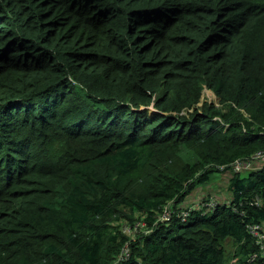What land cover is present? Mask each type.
Instances as JSON below:
<instances>
[{
  "label": "trees",
  "instance_id": "16d2710c",
  "mask_svg": "<svg viewBox=\"0 0 264 264\" xmlns=\"http://www.w3.org/2000/svg\"><path fill=\"white\" fill-rule=\"evenodd\" d=\"M261 151L264 0H0V264H264V167L158 220Z\"/></svg>",
  "mask_w": 264,
  "mask_h": 264
},
{
  "label": "clouds",
  "instance_id": "9594fccd",
  "mask_svg": "<svg viewBox=\"0 0 264 264\" xmlns=\"http://www.w3.org/2000/svg\"><path fill=\"white\" fill-rule=\"evenodd\" d=\"M204 88V87H203ZM206 88V87H205ZM208 89V88H207ZM210 90V89H209ZM212 92V91H211ZM213 93V92H212ZM202 94V93H201ZM213 95H215L214 93H213ZM216 101L218 102V98L216 97ZM204 102H208V101H204ZM210 102V101H209ZM203 103V100L201 99V97H200V101L198 102V104H197V106H200L201 104ZM213 103V102H212ZM215 104V103H214ZM215 105H218V103L217 104H215ZM261 152H264V151H261ZM253 156V155H252ZM251 156V157H252ZM248 162L249 163H247V164H244L243 165V167H242V169L240 170V171H234L233 169H232V166H231V164H229V167H226V166H224V167H221L220 166V168L218 169L219 171V173H221V172H225V171H227V170H229L230 171V173H231V175H232V173H234V172H238V173H240L241 174V172L243 171V169L245 168V167H247V166H250V165H252V164H254V163H256V164H258V165H260L262 168L264 167V161H256V160H253V159H251V160H248ZM261 168V169H262ZM230 178V177H229ZM191 193V192H190ZM190 193H188L187 194V196L190 194ZM187 196H186V198H187ZM255 197H258L259 199H260V203L259 204H261L262 202H263V199H261L260 198V196H258V195H255L253 198H255ZM186 198L183 200V202L182 203H180V205H179V209L178 210H175V211H169V210H167V208H165V210L163 211V214H162V216L158 219L159 220V222H161L162 224H167V223H169L170 221H171V219H172V216H175L176 218H178L180 221H186L187 220V218H188V216H189V211H190V209H192V208H202V207H196V206H194V204H196L197 202H200V201H208V200H210V199H213V200H215V202H216V205L217 204H221L222 202H223V204H226L227 206H233L234 204L233 203H231V201H232V199L230 200V201H228V200H225V201H220V200H217V199H215L214 197H207V198H200V199H198L197 201H195V202H192V203H187V202H184L185 200H186ZM252 198V199H253ZM248 201V200H247ZM258 204V205H259ZM236 206V205H235ZM238 207V206H237ZM205 208V207H204ZM232 208V207H231ZM239 208V207H238ZM206 209H208V208H206ZM239 209H241V208H239ZM166 211H168V212H170V217L168 218V219H163V215H164V213L166 212ZM234 211V210H233ZM182 212H187L188 214H187V216H185V217H183V215H182ZM263 225V224H262ZM264 226V225H263ZM136 229H140L141 230V232H143V233H145V234H148L150 231H151V229L149 228V227H145V224H143V223H141V222H136L135 224H134V227H133V229H131L130 231H125V227H124V233L126 234V236L128 237V239H127V241H126V243L123 245V247H122V249H121V251H120V253L118 254V256H117V258H116V260L114 261V264H119V263H124L127 259H128V256H129V247H130V244L132 243V242H134L136 239H137V237H135L134 235H135V230ZM264 258V257H263ZM249 261H251L250 259H249Z\"/></svg>",
  "mask_w": 264,
  "mask_h": 264
},
{
  "label": "built area",
  "instance_id": "2783aa9c",
  "mask_svg": "<svg viewBox=\"0 0 264 264\" xmlns=\"http://www.w3.org/2000/svg\"><path fill=\"white\" fill-rule=\"evenodd\" d=\"M251 159L256 160V161H264V152H258L256 154H254L251 157ZM247 163H249V162L245 161L244 163H242V160H236L231 164V166H232V169L234 171H240L242 169L243 165L247 164ZM221 167H224V166H221ZM259 203H260V199L258 197L251 199L249 202L250 205H252V204L257 205ZM215 205H216V202L213 199H210L208 201H200V202H197L196 204H194V206H196V207L200 206V207H205L208 209L214 208ZM231 207L234 211L240 210L235 205H233ZM240 213L243 214L244 212L240 211ZM187 214H188L187 212H182L183 217L187 216ZM169 217H170V212L166 211L163 215V219H168ZM247 228H248L250 234L253 236L254 241H255L258 249H259L261 256L264 257V226L261 223H248ZM255 256L256 255H253L252 259H250V260H253Z\"/></svg>",
  "mask_w": 264,
  "mask_h": 264
},
{
  "label": "crops",
  "instance_id": "0c3cea01",
  "mask_svg": "<svg viewBox=\"0 0 264 264\" xmlns=\"http://www.w3.org/2000/svg\"><path fill=\"white\" fill-rule=\"evenodd\" d=\"M261 168L262 167L260 165L254 163L250 166L245 167L243 169V171L241 172V174L243 176H247L249 172L260 170ZM225 173H224V175H227L228 177L222 178V172H221L220 176L216 182H213L214 179H211V177H210V180L207 183L196 186L194 189H192L191 193L187 196V198L184 202L192 203V202L197 201L200 198H207V197L216 196L215 194L211 195L210 192H221L223 187H224V189H223V193L220 194V195H222L220 200L221 201H225V200L230 201L233 198V196H232V193L228 190L227 184H228V179L231 176V173L229 170L225 171ZM212 182L214 183V185H210V183H212ZM208 186H210V187L208 189H205Z\"/></svg>",
  "mask_w": 264,
  "mask_h": 264
},
{
  "label": "rangeland",
  "instance_id": "374dc122",
  "mask_svg": "<svg viewBox=\"0 0 264 264\" xmlns=\"http://www.w3.org/2000/svg\"><path fill=\"white\" fill-rule=\"evenodd\" d=\"M201 99L203 100V102L204 101H210V102H213V103H215V104H217V101H216V96L215 95H213V93L211 92V90H209V89H207V88H203L202 89V94H201ZM224 171L222 172V178H225V177H228L227 175H224ZM226 174V173H225ZM219 176H220V173L219 172H216V173H214L212 176H211V179H214V181L213 182H216L217 180H218V178H219ZM210 183V185H214V183ZM224 186V185H223ZM210 186H208V187H206L205 189H208ZM214 189V188H213ZM223 189H224V187H223ZM223 189H222V191L221 192H210V194L212 195V194H215L216 196H212V197H214L215 199H217V200H220L221 199V197H222V195H220V194H222L223 193ZM220 195V196H219ZM221 201V200H220Z\"/></svg>",
  "mask_w": 264,
  "mask_h": 264
}]
</instances>
